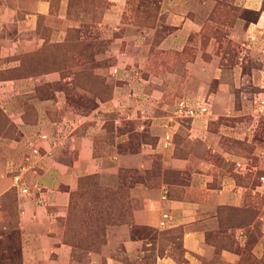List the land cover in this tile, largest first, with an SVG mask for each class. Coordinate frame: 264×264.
Masks as SVG:
<instances>
[{"label": "rangeland", "instance_id": "1", "mask_svg": "<svg viewBox=\"0 0 264 264\" xmlns=\"http://www.w3.org/2000/svg\"><path fill=\"white\" fill-rule=\"evenodd\" d=\"M36 1L0 3L31 11ZM47 1L34 30L0 22V78L16 79L0 84V171L9 161L20 177L34 147L42 151L35 139L58 131L51 122L73 128L81 116L88 118L72 134L97 122L98 167L79 177L63 215L24 227L41 234L28 264H91L108 255L153 264L157 253L182 262L191 226L205 230L198 264H264V185L252 191L264 184V93L256 82L264 79V0ZM182 98L205 102L207 112L175 113ZM38 165L26 172L31 185ZM204 173L215 187L224 175L243 187L241 204L228 183L223 192L200 186ZM16 176L0 195V264L24 260L18 191L27 188L24 174ZM175 197L200 202L195 222L177 212L176 226L158 224ZM62 244L68 257L56 252ZM146 244L149 251L137 252Z\"/></svg>", "mask_w": 264, "mask_h": 264}, {"label": "crops", "instance_id": "2", "mask_svg": "<svg viewBox=\"0 0 264 264\" xmlns=\"http://www.w3.org/2000/svg\"><path fill=\"white\" fill-rule=\"evenodd\" d=\"M20 8L22 7L16 6L12 9L10 6H7L4 3H0V22L16 19L15 21L18 33L26 30H34L37 25V15H45L49 13V3L47 0H37L31 11H29L28 9L27 11ZM15 11L23 13V16L17 18L14 17ZM17 42L20 41L17 40L12 44L17 45ZM258 78V81H256L260 86V90L258 91L260 93H264V79H260V77ZM15 81L16 79L0 80V84L2 82H7L12 86ZM87 118L88 116H81L80 119L78 118V121L71 119L70 123L73 124V128H71L65 120L51 122L55 124L52 126V128H56V130L58 131L56 133H52L51 130L50 133L46 132L48 134V138L46 140H41L38 137L35 139L37 145L42 146V151L38 155H35V159L31 162L32 164H29V166L26 167L25 170L23 169L24 171L21 172L22 176L24 174L23 183L27 188V191H18V194L23 196V198L21 199L22 204L20 210V223L22 224L21 229L23 236L22 255L24 258L22 264H28L30 262V260L28 259V255L35 257V254L38 253L39 245L37 240L38 236L41 235L38 234V236H36L33 233L26 232L24 231V227L32 221H36L39 223H42L44 221L52 222L58 216L63 215L69 204L70 191L77 186L79 177L81 175L94 172V170H96V168L98 167L96 157H94L93 155L94 145L93 136L91 133V130H96L97 122H94L85 128L83 126V130H81V133L79 134H72L73 129L80 127ZM195 120L196 119H193V122ZM198 121H204L205 123L206 120L204 118H200L197 119V122ZM64 124L66 125L65 127ZM60 130L63 131L61 132ZM65 146L67 147V153H60L59 150L61 149V147ZM224 152L229 155H233L226 151ZM70 153L71 156L69 155ZM36 163H39V169H33V172L35 174L32 176L31 185V183H29L27 179L26 172L28 168H31L32 166L34 167ZM206 164L207 166L212 165L211 163ZM17 169H19V167L15 168L14 164L9 161H7L5 168L1 169L0 195L9 187L13 186V177L19 175L17 171L15 172V170ZM204 175L206 176V181H204L200 186L204 187L206 191H229V187L227 186L228 183L231 186L230 190H236V196L232 199L233 204H241L242 198L244 197V188L238 185L235 186L233 179H230L228 176L224 175L220 185L218 187H215L211 183V181L213 180V174L210 175L204 173ZM233 184L235 186L234 188ZM263 185L264 184H262L261 186L256 185L252 191L254 192L262 188ZM208 203L211 205L210 202ZM168 206L169 209H163L160 212L158 218L155 219L159 224L160 220L162 219V214L168 213L171 216V219L168 220L167 224L169 227H173L176 226L179 221L177 212L179 215L181 213L185 215L184 221H188L189 223H192L193 221L195 222L199 209L198 207H200V202L198 200H192L189 198L175 197L172 200H168ZM237 230L241 235L243 232L241 228H237ZM204 233V229L197 228L196 226H191L184 231V234L182 236L184 260L182 262H179L172 256L164 253L162 255L156 254L153 264H198L195 254L203 252L204 247L207 245L204 240ZM240 237H243V235ZM146 245L145 248H140V246H138L137 252H143V249H145V251H149L150 248L148 245ZM43 249L48 252L52 250L50 245L47 247L44 246ZM67 250L68 249L66 248V245L63 244L62 246H58L56 248V252L61 251L65 252L66 254ZM65 253L63 254L66 255ZM68 254L66 255L67 257ZM222 254H227L226 260L230 262L235 261L238 257L236 253L227 250H223ZM137 257L140 260L142 256H139V254H137L136 258ZM104 259L105 260L98 263H95L94 260L91 264H143L139 263V261H135L131 257H129L128 259H121L117 255H108Z\"/></svg>", "mask_w": 264, "mask_h": 264}, {"label": "built area", "instance_id": "3", "mask_svg": "<svg viewBox=\"0 0 264 264\" xmlns=\"http://www.w3.org/2000/svg\"><path fill=\"white\" fill-rule=\"evenodd\" d=\"M207 112V105L205 104V102H201V101H193L190 102L188 101V99L182 98L177 102V108L175 113L179 114V115H186V116H200L204 113ZM40 137L46 138L45 134H41ZM33 152H35V154H39V148L38 147H34ZM19 176L15 177V181L18 182L19 181ZM23 192L26 191L25 188H21ZM171 219V216L168 213L163 214V218L160 220V224L165 226V224H167L168 220Z\"/></svg>", "mask_w": 264, "mask_h": 264}, {"label": "trees", "instance_id": "4", "mask_svg": "<svg viewBox=\"0 0 264 264\" xmlns=\"http://www.w3.org/2000/svg\"><path fill=\"white\" fill-rule=\"evenodd\" d=\"M14 70H17V71H21L22 70V68L19 66V65H17L15 68H14ZM30 75H32V74H28V73H18L17 74V78L18 77H20V78H22V77H26V76H30ZM6 79H15V77H13V78H0V80H6ZM70 199H71V193H70ZM69 204H70V202H69ZM237 223V222H236ZM240 224H241V222H239ZM239 226V225H238ZM20 254V253H19ZM157 254H159V253H157ZM160 255V254H159ZM17 262V261H16ZM15 262V263H16ZM21 263V260L20 259H18V263H16V264H20ZM14 264V263H13Z\"/></svg>", "mask_w": 264, "mask_h": 264}]
</instances>
